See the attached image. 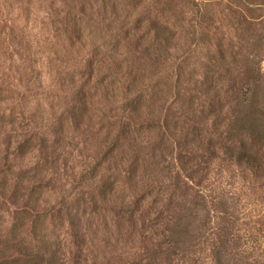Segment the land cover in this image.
I'll list each match as a JSON object with an SVG mask.
<instances>
[{
	"label": "rangeland",
	"instance_id": "374dc122",
	"mask_svg": "<svg viewBox=\"0 0 264 264\" xmlns=\"http://www.w3.org/2000/svg\"><path fill=\"white\" fill-rule=\"evenodd\" d=\"M7 158L46 189L0 194V264L22 222L51 264H264V0H0Z\"/></svg>",
	"mask_w": 264,
	"mask_h": 264
},
{
	"label": "trees",
	"instance_id": "16d2710c",
	"mask_svg": "<svg viewBox=\"0 0 264 264\" xmlns=\"http://www.w3.org/2000/svg\"><path fill=\"white\" fill-rule=\"evenodd\" d=\"M241 156L244 164L250 167H257V159L255 157L246 156L245 154H241ZM6 162L0 168V194L13 203L22 201L31 207L40 206L43 191L46 189V187H41L42 184L38 179L42 176V173L35 172L32 174L34 171L23 169H21L20 173H16L13 165L9 164L8 158ZM52 212L48 211L45 217L48 218V215L55 217V214L61 215L60 210ZM72 225H74L73 222ZM72 230L73 236L76 238L75 226L72 227ZM57 246L58 248L54 251L47 240L39 242L36 234L28 233L25 222H22L21 225H15L9 232L6 230L4 233L1 264H51L52 260L55 261V256H58L59 252H61L60 245Z\"/></svg>",
	"mask_w": 264,
	"mask_h": 264
}]
</instances>
